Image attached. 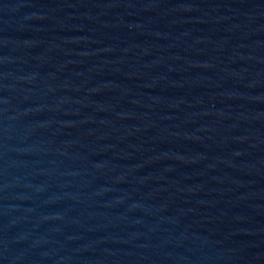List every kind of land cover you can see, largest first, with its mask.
<instances>
[{
  "label": "water",
  "instance_id": "obj_1",
  "mask_svg": "<svg viewBox=\"0 0 264 264\" xmlns=\"http://www.w3.org/2000/svg\"><path fill=\"white\" fill-rule=\"evenodd\" d=\"M0 264H264V0H0Z\"/></svg>",
  "mask_w": 264,
  "mask_h": 264
}]
</instances>
